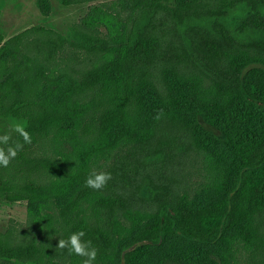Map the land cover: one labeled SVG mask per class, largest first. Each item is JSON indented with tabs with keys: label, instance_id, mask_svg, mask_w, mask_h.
Segmentation results:
<instances>
[{
	"label": "trees",
	"instance_id": "16d2710c",
	"mask_svg": "<svg viewBox=\"0 0 264 264\" xmlns=\"http://www.w3.org/2000/svg\"><path fill=\"white\" fill-rule=\"evenodd\" d=\"M109 11L117 37L82 22L6 40L0 29V148L20 145L0 166V201L44 204L0 231V264H84L58 244L79 231L91 264H148L170 238L192 248L188 264H219L213 249L233 236L248 247L242 264H264V0ZM217 151L214 197L201 202L205 154ZM94 172L111 178L90 188ZM176 261L161 252L155 264Z\"/></svg>",
	"mask_w": 264,
	"mask_h": 264
},
{
	"label": "rangeland",
	"instance_id": "374dc122",
	"mask_svg": "<svg viewBox=\"0 0 264 264\" xmlns=\"http://www.w3.org/2000/svg\"><path fill=\"white\" fill-rule=\"evenodd\" d=\"M0 0V29L4 40L31 26L53 27L67 34L75 23L97 25L101 30L117 37L121 32V24L110 14V8H116L123 0H94L74 5H62L58 0ZM0 45V51L4 48ZM66 50V49H65ZM210 128V127H209ZM224 156L220 151L216 155L205 154L206 170L202 185L197 189L199 200H210L214 197L213 186L223 168ZM43 203L28 204L26 201H0V231H3L10 219L26 223L42 213ZM177 238H170L161 249L153 250L148 257V264H155L161 252L177 259L175 264H188L184 258L192 249L180 243ZM248 247L237 237L228 238L226 242L213 249V256L219 264H242ZM223 259V260H222ZM115 255L106 264H117ZM10 264H35L12 261Z\"/></svg>",
	"mask_w": 264,
	"mask_h": 264
},
{
	"label": "clouds",
	"instance_id": "9594fccd",
	"mask_svg": "<svg viewBox=\"0 0 264 264\" xmlns=\"http://www.w3.org/2000/svg\"><path fill=\"white\" fill-rule=\"evenodd\" d=\"M12 127L16 132H19L20 135L23 136L25 143L31 142L30 134L28 133V131L25 130V128L21 124L14 123ZM8 140V135L0 137V142L6 143ZM18 147H20L19 144H17L15 147L9 146L6 151L0 148V166H8L10 160L16 157V149ZM110 178L111 174L108 172H94L88 176L86 184L90 188L100 189L107 183ZM82 236H84L83 231L74 232L66 240H60L58 244L61 248L67 246L70 252H75L76 254L81 256H87L88 259L84 262V264H91V262L96 257V250L95 248L90 247V241L82 242L80 239Z\"/></svg>",
	"mask_w": 264,
	"mask_h": 264
}]
</instances>
